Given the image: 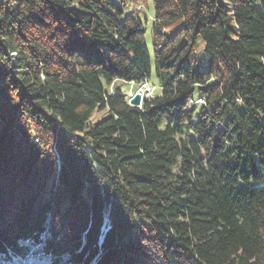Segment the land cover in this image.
Here are the masks:
<instances>
[{
  "label": "trees",
  "instance_id": "1",
  "mask_svg": "<svg viewBox=\"0 0 264 264\" xmlns=\"http://www.w3.org/2000/svg\"><path fill=\"white\" fill-rule=\"evenodd\" d=\"M126 3L0 0V252L264 264V0Z\"/></svg>",
  "mask_w": 264,
  "mask_h": 264
},
{
  "label": "rangeland",
  "instance_id": "2",
  "mask_svg": "<svg viewBox=\"0 0 264 264\" xmlns=\"http://www.w3.org/2000/svg\"><path fill=\"white\" fill-rule=\"evenodd\" d=\"M149 6L145 7L143 5H141L139 2L135 1V0H127L126 6L122 7L123 13H124V17L125 16H129V15H133L136 19L140 20L145 29H146V42H147V46L148 49L151 53V55L154 57V52H155V42H154V38H153V27H154V10L152 7V3L151 0H148ZM176 29L172 30L169 29L167 30V33H171L174 32ZM202 50V47H201ZM200 52V51H199ZM104 87L106 90H114L115 88H119L122 93L126 96H129V98L131 99V93H133V95H135L136 90L139 88V86L137 84H129V83H125V82H121V81H116L112 86H110L106 81H102ZM149 84L150 85H154L157 88L156 94L155 95H160L161 94V88L158 84L155 72L153 71V74L149 80ZM140 90V88L138 89V91ZM192 106V103H190L189 108L190 109ZM106 116V112H98L95 111V113L93 114L92 118H91V122H97L100 121L101 119H103ZM36 247H34L35 249ZM41 250V247L39 248ZM38 250L37 253L40 251ZM32 252L31 250L27 251L26 256H31ZM32 258V257H31ZM2 259V257H0V260ZM39 264H52L50 261V258L45 257L44 255L41 254V259ZM29 261L31 262L32 259ZM33 262L36 263V259L33 257ZM59 264H66V260L65 261H61Z\"/></svg>",
  "mask_w": 264,
  "mask_h": 264
},
{
  "label": "built area",
  "instance_id": "3",
  "mask_svg": "<svg viewBox=\"0 0 264 264\" xmlns=\"http://www.w3.org/2000/svg\"><path fill=\"white\" fill-rule=\"evenodd\" d=\"M16 5V2H15ZM157 91L156 86L154 85H150L149 82H144L141 86H140V92H141V100L142 103L144 102L145 99H150L152 98L155 93ZM135 95H133V93H131V99L134 97Z\"/></svg>",
  "mask_w": 264,
  "mask_h": 264
},
{
  "label": "water",
  "instance_id": "4",
  "mask_svg": "<svg viewBox=\"0 0 264 264\" xmlns=\"http://www.w3.org/2000/svg\"><path fill=\"white\" fill-rule=\"evenodd\" d=\"M129 104L134 107H141L142 100H141V92L135 94V96L129 101ZM109 228H104V235L100 239V245H102L106 232Z\"/></svg>",
  "mask_w": 264,
  "mask_h": 264
},
{
  "label": "bare ground",
  "instance_id": "5",
  "mask_svg": "<svg viewBox=\"0 0 264 264\" xmlns=\"http://www.w3.org/2000/svg\"><path fill=\"white\" fill-rule=\"evenodd\" d=\"M139 88H140V86H139ZM139 88H138V89H139ZM138 89L136 90V93L140 92V90L138 91ZM136 93H135V94H136ZM129 99H130V98H129ZM28 247H29V246H28ZM35 249H37V248H35ZM35 249H34V250H35ZM37 251H38V250H37ZM37 251H36L35 253H37ZM37 254H39V253H37ZM15 264H18V262H16Z\"/></svg>",
  "mask_w": 264,
  "mask_h": 264
}]
</instances>
